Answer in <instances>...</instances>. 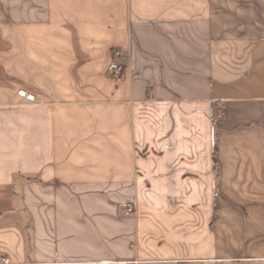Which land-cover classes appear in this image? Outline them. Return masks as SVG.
I'll list each match as a JSON object with an SVG mask.
<instances>
[{"label": "crops", "instance_id": "obj_1", "mask_svg": "<svg viewBox=\"0 0 264 264\" xmlns=\"http://www.w3.org/2000/svg\"><path fill=\"white\" fill-rule=\"evenodd\" d=\"M0 264H264V0H0Z\"/></svg>", "mask_w": 264, "mask_h": 264}, {"label": "built area", "instance_id": "obj_2", "mask_svg": "<svg viewBox=\"0 0 264 264\" xmlns=\"http://www.w3.org/2000/svg\"><path fill=\"white\" fill-rule=\"evenodd\" d=\"M128 65L129 64H128L125 52L120 49H114L113 58L109 66L108 73L112 77H119L126 71V69L128 68ZM18 94L20 97L26 99L28 102H36V96L34 94H29L25 90L20 91ZM132 213H133V209H128L126 211L127 215H130ZM5 262L9 263L8 260H6Z\"/></svg>", "mask_w": 264, "mask_h": 264}, {"label": "trees", "instance_id": "obj_3", "mask_svg": "<svg viewBox=\"0 0 264 264\" xmlns=\"http://www.w3.org/2000/svg\"><path fill=\"white\" fill-rule=\"evenodd\" d=\"M215 162H216V154H215Z\"/></svg>", "mask_w": 264, "mask_h": 264}]
</instances>
